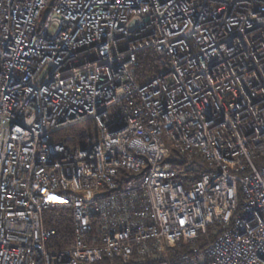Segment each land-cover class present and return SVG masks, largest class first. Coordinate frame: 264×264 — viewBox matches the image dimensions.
Masks as SVG:
<instances>
[{
  "label": "built area",
  "instance_id": "2783aa9c",
  "mask_svg": "<svg viewBox=\"0 0 264 264\" xmlns=\"http://www.w3.org/2000/svg\"><path fill=\"white\" fill-rule=\"evenodd\" d=\"M171 151L209 171L185 187ZM213 226L182 264H264V0H0V264L128 263Z\"/></svg>",
  "mask_w": 264,
  "mask_h": 264
},
{
  "label": "trees",
  "instance_id": "16d2710c",
  "mask_svg": "<svg viewBox=\"0 0 264 264\" xmlns=\"http://www.w3.org/2000/svg\"><path fill=\"white\" fill-rule=\"evenodd\" d=\"M156 67V57L149 51L145 50L137 56L136 77L143 81L149 77ZM84 125V126H83ZM90 123H85L79 126H74L68 130L59 133V137L65 135H71L73 141L67 145L81 146L83 145V139L81 132L83 128L90 127ZM169 162H173L180 168V176L184 180V186L188 187L190 183L199 180L201 174L205 171H209V168L202 156L197 151L187 153L179 156L176 152L171 151L168 158ZM140 181V177L132 175L123 169H118L119 188L133 187ZM43 222L47 228H54L56 233L47 242L46 248L62 249L69 247L73 242V228L72 218L69 210H49L45 211L42 215ZM94 225V234L97 235V227ZM220 232L217 226L209 227L205 236H199L195 241L187 244H179L173 248H165L164 250L157 252L158 257H154L151 251L147 252V255L139 256L138 252H135L133 259L128 263H123L121 260L104 257L99 262L94 264H153L161 261L167 262V264H182V256H186L190 261L197 256L204 246L212 241L215 236Z\"/></svg>",
  "mask_w": 264,
  "mask_h": 264
},
{
  "label": "water",
  "instance_id": "95a60500",
  "mask_svg": "<svg viewBox=\"0 0 264 264\" xmlns=\"http://www.w3.org/2000/svg\"><path fill=\"white\" fill-rule=\"evenodd\" d=\"M143 174V171L138 173L137 177L141 176Z\"/></svg>",
  "mask_w": 264,
  "mask_h": 264
},
{
  "label": "bare ground",
  "instance_id": "6f19581e",
  "mask_svg": "<svg viewBox=\"0 0 264 264\" xmlns=\"http://www.w3.org/2000/svg\"><path fill=\"white\" fill-rule=\"evenodd\" d=\"M84 126V125H83Z\"/></svg>",
  "mask_w": 264,
  "mask_h": 264
}]
</instances>
